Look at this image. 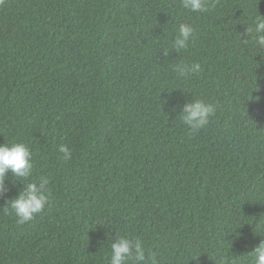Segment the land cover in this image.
I'll use <instances>...</instances> for the list:
<instances>
[{"label": "trees", "instance_id": "16d2710c", "mask_svg": "<svg viewBox=\"0 0 264 264\" xmlns=\"http://www.w3.org/2000/svg\"><path fill=\"white\" fill-rule=\"evenodd\" d=\"M208 7L0 0V144H26L34 172L22 183L46 177L51 192L18 224L4 207L23 185L9 174L0 264H107L116 234L161 264H251L264 240V53L243 39L264 0ZM180 23L193 40L164 58ZM179 62L202 71L179 77ZM192 98L216 108L195 133L174 110Z\"/></svg>", "mask_w": 264, "mask_h": 264}, {"label": "clouds", "instance_id": "9594fccd", "mask_svg": "<svg viewBox=\"0 0 264 264\" xmlns=\"http://www.w3.org/2000/svg\"><path fill=\"white\" fill-rule=\"evenodd\" d=\"M181 7L190 13H206L209 11V0H180ZM195 29L191 24L180 23L176 29V35L171 42V51L162 49L164 58L171 56L174 51L178 55L186 50L193 40ZM251 40L256 55L264 53V15H256L252 24L246 27L245 43ZM253 56V57H254ZM261 56V55H260ZM262 58V57H261ZM173 71L183 78H188L202 71L198 62H179L173 65ZM259 98L257 97V100ZM180 107L178 115L183 125L190 133H195L205 128L214 116L216 108L202 98L186 100ZM59 151L63 153V159H72V151L66 145H61ZM34 160L33 153L24 143L0 144V197H4L8 191V177L11 175L12 185L17 182L23 185L18 190V195L6 202L4 211L11 212L16 218V223L25 224L45 210L51 203V192L48 188L49 178L42 177L38 181L22 183L33 176ZM257 230L264 232V224H257ZM252 257L251 264H264V240H261L253 250L248 253ZM107 264H161L155 252L146 251L145 242L140 238L129 237L127 234H116L112 237L110 251L106 256Z\"/></svg>", "mask_w": 264, "mask_h": 264}]
</instances>
